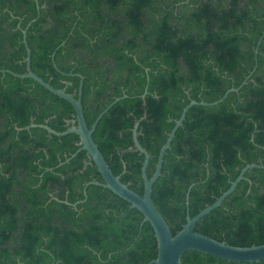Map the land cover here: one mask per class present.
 <instances>
[{
  "label": "trees",
  "instance_id": "1",
  "mask_svg": "<svg viewBox=\"0 0 264 264\" xmlns=\"http://www.w3.org/2000/svg\"><path fill=\"white\" fill-rule=\"evenodd\" d=\"M26 47L30 69L53 88L77 98L83 77L87 127L107 109L92 139L139 195L135 124L150 178L183 108L237 89L189 108L151 199L175 235L256 165L193 231L236 247L264 244V0H0V264H149L157 245L143 215L106 188L86 187L103 179L85 151L63 163L80 148L78 135L39 127L64 132L75 112L10 74L26 72ZM181 264L264 259L190 250Z\"/></svg>",
  "mask_w": 264,
  "mask_h": 264
},
{
  "label": "water",
  "instance_id": "2",
  "mask_svg": "<svg viewBox=\"0 0 264 264\" xmlns=\"http://www.w3.org/2000/svg\"><path fill=\"white\" fill-rule=\"evenodd\" d=\"M23 36H24L23 41L26 46L25 31H23ZM261 40L262 37L259 39L258 44L261 42ZM1 72L9 73L8 71H1ZM10 74L13 75L14 77H18L21 79L31 78L32 80L37 82L40 86H42L44 89L56 95L57 97L67 101L73 107L75 112V119L71 122L70 127L66 131L56 132L46 125H39V127L45 129L49 134H53L56 136H64L71 133L78 135L80 140L79 142L80 148L69 158H67L63 163L68 162L70 159L75 157L77 153L81 151H85L88 157L91 159V161L95 164L99 174L103 179V183L97 181H90L86 184V187L89 185H96L106 188L110 190L117 197L129 203L132 208L137 209L143 215V222L149 223L151 228L153 229L154 236L156 239V245H157L156 257L154 260L150 261L149 264H181V256L183 255V253L190 250L197 251L206 255H210L219 258L221 260H225L229 262H237V263H253V262H259L260 260L264 259V244L258 246L251 245L249 247H236V246L228 245L222 241H217L215 239H212L210 237H207L205 235L193 231L196 222L200 220V218L211 212L213 209L219 207L223 202V200L233 192L238 182L243 179V174L248 169L256 167V165L245 166L241 170L237 178L233 182H231L230 187L225 192H223L221 196H219L213 204L201 210L194 217H190L189 215H187L185 224L182 226L181 230H179L175 235L171 234L165 219L159 213V211L157 210L151 199L152 186L157 180V178L160 176L163 155L165 151L169 149L170 143L175 135V132L182 125L186 112L189 110V108L197 105L215 106L218 103L222 102L223 99L226 98L229 92L237 91V89L230 88L224 94V96L218 101L212 103H205L203 101L201 102L191 101L186 107L183 108L179 119L175 122V125L172 128L171 132L168 134L165 143L159 150L156 168L153 175L150 178H148L146 174V168L148 166V161H149V154L145 149L141 147V145L137 140V133H136L137 124H135L132 130V139L134 143V148L136 151L143 154L144 156V161L141 167L143 192L142 195H139L133 190H131L128 187V185L122 183L120 181L119 176H115L112 173L103 155L101 154L97 145L92 139V134L94 132L95 126L107 109H105L96 118L91 128L87 127L83 114L82 104H81V90H82V81H83L82 76L77 75V77H79L80 79L77 98H75L74 95L72 94L66 93L65 88L60 90L53 88L47 82H45L41 77L33 73L32 70L30 69V52L27 47H26V72L21 75H17L11 72ZM125 97L126 96H124L123 98ZM119 100L120 98L116 99L113 103H116ZM30 127H36V125L32 124ZM83 193L84 195H86L85 188L83 190Z\"/></svg>",
  "mask_w": 264,
  "mask_h": 264
}]
</instances>
